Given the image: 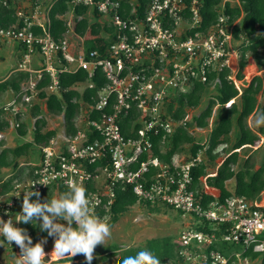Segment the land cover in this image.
Here are the masks:
<instances>
[{"label":"built area","instance_id":"1","mask_svg":"<svg viewBox=\"0 0 264 264\" xmlns=\"http://www.w3.org/2000/svg\"><path fill=\"white\" fill-rule=\"evenodd\" d=\"M29 1L27 11H15L14 25L0 27V49L12 43L23 48L21 63L13 73L26 72L29 79L35 75L27 81L25 90L21 89L22 97L28 100L29 96H37L35 86L45 74L51 79L45 91L56 93L57 74L78 69L87 71L91 78L99 68L106 85L96 105L81 112L79 118L83 120L77 119V132L60 143L54 145L52 139L41 147V158L33 165L37 168L32 177L0 195V218L13 219L17 205L29 190L41 193L62 185L70 193V181L86 188L89 214L98 217L96 212L101 208L107 213L115 198L114 187L120 184L131 187L138 202L152 208L167 207L185 217V228L175 241L178 260L171 264H250L244 255L248 250L264 252L263 200L232 196L220 201L211 192L214 199L203 204V196L196 198L190 189L191 168L201 162L198 154L180 164L173 158L168 164L152 155V136L161 135L159 145L163 147L167 135L187 122L166 116L165 105L173 93L188 91L195 81L204 82L209 72L231 70V53L237 54L232 44L235 23L228 26L227 19L219 16L209 29L199 30L198 0H71L73 7H86L87 14L96 12L98 20H102L99 36L110 39L102 53L95 49L86 54L83 49L78 51L70 39V34L79 37L74 32L71 11L61 16L66 31L55 40L50 20L53 0ZM104 23L111 31L104 30ZM34 54L41 64L32 70L29 65ZM232 73L231 70L228 79L239 91L238 79ZM111 95L113 112L101 114L99 120H89L87 115L102 111ZM131 108L137 112L131 132L135 125L139 129L133 137L125 138L118 115ZM91 137L94 139L90 142ZM96 163L99 164L89 170ZM100 179L103 183L97 187ZM90 185L93 190H88ZM220 245L231 248L222 253L217 249Z\"/></svg>","mask_w":264,"mask_h":264},{"label":"trees","instance_id":"2","mask_svg":"<svg viewBox=\"0 0 264 264\" xmlns=\"http://www.w3.org/2000/svg\"><path fill=\"white\" fill-rule=\"evenodd\" d=\"M6 4L0 1V27L7 28L14 25L16 21L15 10L11 7V0H5ZM71 0H53L50 11L51 20V36L57 40L64 36L66 26L62 15L71 11L74 19V32L79 36H87L85 41V53L88 54L91 50L103 52L105 45L110 42V39H104L99 36L101 25L97 21L98 15L93 11L91 17L97 19L90 23L85 17L87 8L82 5L72 6ZM232 1V2H231ZM198 0V14L200 20L199 30L206 31L219 18L223 16L227 19L228 26L232 27V38L234 43H238L235 51L238 55V72L236 78L242 80L243 69L246 66L247 58H253L259 70H264V0ZM81 18L78 20V18ZM104 30L111 31V28L104 23ZM234 47V46H233ZM22 50L23 48L20 47ZM231 75V70L228 68L220 72H209L204 82L195 81L191 88L181 93L175 91L171 98L166 102V116L173 121H183L187 116V111L195 109L199 106L202 97L206 94L207 89L213 85L215 96L210 99L207 106L193 117L191 122H185L179 125L175 130L167 135L166 143L159 145L161 135L152 136L153 143L152 155L157 156L160 160L170 164L174 155L180 154L183 146L190 144V158L186 161L195 158L199 152H203L206 160L210 162L216 161L218 154L223 152L225 155L217 165L213 173L208 172L203 161L197 163L191 168L192 184L190 189L195 193L197 198L203 196L202 203H206L214 199L211 194L214 193L220 201L224 199L239 196L245 199H259L264 191V161L253 170L251 155L247 156L243 161H240V152L247 147H256L260 141V137L264 136V125L251 128L246 121L250 116L256 117V114L264 110V78L256 75L251 77L247 86L239 92L232 81L228 79ZM29 74L26 72H14L7 79L0 82V95L10 90L13 94L21 96V84L27 82ZM51 79L48 74L37 82L35 89L37 98L45 101V106L50 114L62 115L64 120V133L66 136L74 135L78 128L76 122L81 112H85L87 107H93L98 102V95L102 88L106 85V79L99 68L94 71L91 78H88L87 71L78 69L76 72H61L57 74V91L56 93H47L46 87ZM90 83L93 86L87 85L81 93L76 89V86ZM30 94V93H28ZM259 96H262V102L259 103ZM114 97L111 95L109 104L102 111H92L87 115L89 120H99L101 114H110L113 112ZM217 106L215 122L207 142L200 143L193 139L189 134L188 128L192 125L196 128L204 129L208 126V120L212 117L213 107ZM39 105H34L31 110L32 118H35L34 129L32 132V142H26L15 148L4 147V142L0 139V171L1 169H12V175L6 180L0 182V195L8 194L15 183L21 182L23 173L18 170L17 159L27 156L31 147L37 148L47 146L52 139L55 138L54 130L43 129L46 126L45 120L40 116ZM166 116H162L166 118ZM137 118L135 108L129 111H121L118 115V124L122 135L125 138L133 137L139 125L134 126L131 132L132 121ZM16 132L18 136H25L26 125L19 123V116L15 115ZM9 119L4 113V109H0V133L5 132L9 128ZM236 128L234 141L228 151L224 150L228 143V137L233 128ZM136 130V131H135ZM160 134H163L162 132ZM94 137H91V142ZM221 150V151H219ZM41 158V157H40ZM91 165L89 170H93ZM36 166L29 165V171L26 174V179L31 178ZM25 178V177H23ZM227 181H233V191H230L226 185ZM209 189V190H208ZM88 190H93L92 185ZM60 195L69 194L67 189L62 185L52 186L50 189L40 193V202L47 199L52 193ZM114 201L108 209L101 208L97 210L98 217H103L105 214L110 216L109 225L114 224L118 216L125 212L129 207L140 203L137 197L133 194L132 188L120 184L114 187ZM36 197L30 199L35 200ZM143 204V203H142ZM148 208L151 206L144 204ZM152 208V207H151ZM180 214V213H179ZM181 215V214H180ZM73 227H76L73 223ZM28 234L32 237V227L27 225ZM148 249L155 256L159 257L160 264H171L176 262L178 245L170 238L158 239L157 241L147 240L144 246L136 248H127L121 253H118V247H109L104 250L105 254L93 257L92 264H99L105 261L109 256L117 252L119 256L115 263L120 264L125 256L135 255L141 249ZM231 246L220 245L217 249L226 253ZM111 254V255H110ZM250 261L256 260L260 256V264H264V252L253 253L248 250L245 254ZM177 259V260H176ZM78 260L75 258L68 259L67 262ZM78 264H91V261L86 259L81 260Z\"/></svg>","mask_w":264,"mask_h":264},{"label":"rangeland","instance_id":"3","mask_svg":"<svg viewBox=\"0 0 264 264\" xmlns=\"http://www.w3.org/2000/svg\"><path fill=\"white\" fill-rule=\"evenodd\" d=\"M231 1V0H229ZM29 0H11V7L18 13L27 11L30 7ZM232 2V1H231ZM85 17L88 19L90 23L95 22L97 19L91 17V14H86ZM98 22H102L101 19L97 20ZM236 23V22H235ZM184 28L186 27L185 23H182ZM70 39L72 43H74L77 46L78 51H82V49H85V41L87 40V36H79L75 37V35L70 34ZM234 43V42H233ZM232 43V44H233ZM238 43H234V48L237 46ZM8 46H15V44L10 45H4L0 49V56L2 55L3 58H0V80L5 78L8 74L13 75V70L18 68V65L21 63V58L18 59L15 55L10 56H4V49H8ZM235 50V49H234ZM232 54V55H231ZM231 61H230V68L233 71V73H236L238 70L237 67V59L238 55L232 51L231 53ZM31 67L39 68L41 62L37 54H34L30 57ZM233 62L236 63V67H234L232 64ZM30 66V65H29ZM70 70H73L74 67L71 66L69 68ZM248 67L244 69V75L245 80L244 81H236V87L239 88V91L242 90V88L246 87L248 82L250 81L251 77L253 76H260L264 78V70H259L258 72L253 71L252 73H248ZM232 73V74H233ZM34 74L30 75V79L28 78L27 81L33 80ZM27 82H23L20 86L21 89L25 90ZM86 84H81L76 86L74 89H76L79 93L83 91ZM264 91V87H263ZM9 95H11L10 91H8ZM216 92L211 85L208 89L206 94L202 97L201 102L199 106L195 109H190L187 111V116L185 118V121L191 122V119L193 117H196L199 115V113L207 106L210 99H212L215 96ZM13 99V96H9L7 100L3 98V96L0 97V109L3 107V105H11V100ZM259 103L262 102V96H259ZM34 105H39L40 107V116L45 120L46 126L43 129L46 130H54L56 132L55 138L52 140V143L55 145L56 143H60L64 141V138L66 137L64 133V120L62 115H55L50 114L45 106V101L40 100L37 98L36 95L29 96L28 100H25L24 97H21L18 100V107L17 110H12V107H9L6 110V117L9 119V128L1 133V139L4 142V144L9 148H15L17 146H21L22 144L26 142H32V132L34 129V122L35 118H32L31 110ZM217 106L213 107V113L212 117L208 120V126L204 129L196 128L194 125L190 126L188 128L189 134L193 137L194 140L205 143L208 140L209 133L211 131V128L214 125L215 122V116L217 112ZM15 115L19 116V123H24L26 125V135L21 137L17 135L16 132V123L14 121ZM80 121L83 120V117L79 118ZM247 125L251 128H254L255 125V117L250 116L247 121ZM80 124V123H79ZM82 125V123L80 124ZM181 125V124H179ZM236 133V128L234 127L232 129V132L230 133L228 137V143L224 150L228 151L231 147L234 137ZM190 144H186L183 146V150L180 154H176L173 156V159H175L176 164H180L185 162L186 159L190 158L189 149ZM221 151V150H219ZM244 154H240L241 158L240 161H243L245 156L251 155V162L253 164V170L256 169L261 162L264 161V136L260 137V141L258 145L253 148H246ZM199 157L201 161H203L206 165L207 171L213 173L217 167V165L220 163L221 159L224 157V153L221 152L216 161L210 162L209 160H206L204 153L201 151L199 152ZM40 158V150L39 148L33 146L29 150V154L24 157H20L17 159L16 163L18 164V170H20L23 173V177H21V181L26 180V174L29 171V165L37 164ZM12 169H1L0 171V182L6 180L10 175H12ZM103 183V180L97 181V187ZM227 187L230 191H233L234 183L233 181H227L226 182ZM209 190V189H208ZM263 193V194H262ZM260 200L264 201V191L262 192ZM61 195L54 192L52 193L45 201H51L52 199H58ZM22 202L17 205L15 209V215L13 217L14 219V225L18 227L25 228L27 225L32 227V242L35 244L38 240L41 239V237H47V232H41L39 229V221L31 222V223H22L18 222L17 213L21 211ZM100 219V222L106 226H108L111 229V239L106 242V246L98 249L93 257H98L99 255H108L104 252L105 249L111 247H118L119 251L118 253H121V251L127 249V248H136L139 246H144L147 242V240L150 241H157L158 239L163 238H170L174 241H178L179 235L181 231L185 228L186 225V219L185 217L181 216L178 212H176L173 209L167 208V207H158V208H148L146 205L142 203H137L131 207H129L125 212L121 213L118 216L117 221L109 225L108 222L111 219L110 216L105 217H98ZM60 223L66 224V221L61 220ZM76 227H78L77 224H75ZM2 239V237H0ZM54 247V237H47V242L44 245V251L48 253L49 255L45 256V260L47 261V264H68V259H78L76 262L72 261L71 264H78L81 262L82 259H86L85 255L83 253H77L73 256H64L63 258L57 259L55 256V253L52 252ZM238 252L242 251L241 247L237 248ZM19 248L15 244H12L11 246L5 242L3 245H0V264H15L16 262V255H19ZM52 252V253H51ZM117 252L115 254L109 256L105 261L99 262V264H116L115 260L119 256ZM55 256V259H51L50 256ZM67 255V254H66ZM250 264H260V256L254 260L251 261Z\"/></svg>","mask_w":264,"mask_h":264},{"label":"clouds","instance_id":"4","mask_svg":"<svg viewBox=\"0 0 264 264\" xmlns=\"http://www.w3.org/2000/svg\"><path fill=\"white\" fill-rule=\"evenodd\" d=\"M255 124L264 125V110L256 114ZM69 183L71 192L50 202H40V193L29 190L23 196L17 221L22 223L39 221L40 231H46L47 237H54L52 252L57 259L83 253L92 264L95 252L105 247L106 242L112 238L111 229L102 224L97 216L89 214L91 210L88 207L86 188L75 182ZM33 196L37 199L30 202ZM61 220L67 223H60ZM73 223L78 227H73ZM0 237H2L0 245L7 242L11 246L14 242L18 246L20 252L18 256L16 255L15 264H47L48 260L44 259L49 255L44 251L47 237H41L33 244L27 229L15 226L10 217L7 220L0 218ZM120 264H160V259L145 248L135 255L123 257Z\"/></svg>","mask_w":264,"mask_h":264},{"label":"crops","instance_id":"5","mask_svg":"<svg viewBox=\"0 0 264 264\" xmlns=\"http://www.w3.org/2000/svg\"><path fill=\"white\" fill-rule=\"evenodd\" d=\"M233 46H234V43H233ZM9 47V50L11 49V51H7L8 49H4L3 48V51H4V56L6 55V56H10V55H15V56H17V58L18 59H20V60H22V54H23V52H22V49L19 47V46H17V45H15V46H8ZM0 58H3V56L1 55L0 56ZM237 61H238V59H237ZM32 63V62H31ZM31 63H30V67H31ZM234 67H236V63L235 62H233V64H232ZM251 65H253L254 66V68H255V72H258L259 71V69H258V67L256 66V63L254 62V60H253V58H251V57H248L247 58V63H246V66H245V68L244 69H246L247 67L249 68ZM237 67H238V62H237ZM31 69L32 70H34V69H36V67L34 68L33 66L31 67ZM244 69H243V75H244ZM263 70V69H262ZM237 72H238V70H237ZM237 72L235 73V74H237ZM10 76V74H8L5 78H3L4 80L5 79H7L8 77ZM2 79V80H3ZM245 80V75H244V77H243V79L242 80H238V81H244ZM0 82H3V81H0ZM22 85V84H21ZM8 91H10V90H8ZM8 91H6L5 93H3V94H1L0 95V97L1 96H3V98L5 99V100H7L8 98H9V96H13V99L15 98V94H13V92L12 91H10V93H11V95H9V93H8ZM27 95V94H26ZM29 95V94H28ZM22 97V95L21 96H19L18 97V100L20 99ZM12 99V100H13ZM12 100H11V105H9V106H7L6 104L5 105H3V107H1V109L3 108L4 109V113L6 112V110L9 108V107H12L11 109L13 110H17L18 109V107H16V105H18V100H17V102L16 103H14V104H12ZM7 107V109H5ZM6 114V113H5ZM2 135H1V133H0V139L2 138L1 137ZM262 137V136H261ZM4 147H7L5 144H4ZM7 148H9V147H7ZM247 148H250V147H247ZM255 148V147H254ZM246 149V148H245ZM244 149V150H245ZM241 151L240 152V154H244L245 153V151ZM240 158H241V155H240ZM244 158H246V156L244 157ZM263 194V193H262ZM83 260V259H82ZM77 260H74V262H76ZM72 262V261H71ZM71 262H68V264H71ZM73 264V263H72Z\"/></svg>","mask_w":264,"mask_h":264},{"label":"bare ground","instance_id":"6","mask_svg":"<svg viewBox=\"0 0 264 264\" xmlns=\"http://www.w3.org/2000/svg\"><path fill=\"white\" fill-rule=\"evenodd\" d=\"M248 73H252L253 71H255V68L253 65H251L249 68H248ZM51 259H55V256L51 255L50 256Z\"/></svg>","mask_w":264,"mask_h":264}]
</instances>
